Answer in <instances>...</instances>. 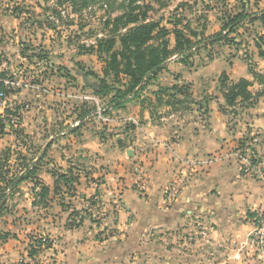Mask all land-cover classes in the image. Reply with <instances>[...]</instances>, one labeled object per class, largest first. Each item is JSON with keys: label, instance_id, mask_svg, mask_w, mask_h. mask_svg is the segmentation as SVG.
<instances>
[{"label": "crops", "instance_id": "0c3cea01", "mask_svg": "<svg viewBox=\"0 0 264 264\" xmlns=\"http://www.w3.org/2000/svg\"><path fill=\"white\" fill-rule=\"evenodd\" d=\"M8 12L6 15L0 13V60L13 56L33 64L34 58L50 59L52 52L31 50L36 41L41 42L37 34H31L34 24H27L26 28L21 25L16 30L20 18ZM61 41L64 50L71 51L69 41L63 38ZM48 42L45 39L41 43ZM22 50H26L25 54ZM84 55L95 54L78 49L69 57L82 61ZM172 62L158 72L156 79L168 78L165 71L173 70ZM69 66L76 70L73 63ZM60 68L58 66L56 71ZM231 71L227 72L229 77L250 81L246 72L235 74V70ZM179 73L178 78H187L184 71ZM205 75H209L207 70ZM38 76V83L44 87L53 80L67 81L64 76L51 72L50 76L46 72ZM71 85L67 84V89H72ZM158 85L164 84L158 82ZM156 89L157 84L151 91ZM145 97L128 101L122 109H110L106 105L109 112L103 114H114L107 115L106 131L98 130L95 111L77 117L79 111L74 122L55 132V137H51L52 134L45 137L40 150V153L45 151V156L37 165V176L49 187L46 203L33 204L34 194L27 181L19 186L23 188L24 185L26 192L18 190L10 202L17 203L16 209H27L23 216L28 223L25 233L33 230L37 236L50 238L51 244L30 258L31 237L9 230V226L4 230L16 232L17 236L11 234L0 243V264H17L21 256L32 264H136L146 258L142 252L148 251L149 244H143L141 239L150 227L159 232L167 230L165 253L162 250L150 253L156 254V258L152 257L154 264H257L248 239L256 212L264 208V178L242 169L235 143L243 135L254 136L253 140L264 137V132H226V115L218 111L216 98L208 105V117L204 115L201 121L196 116L187 122L170 119L173 113L169 117L158 116L161 111L157 112L156 107L162 105V100ZM194 113L198 112L194 110ZM30 121L29 114L24 112L16 127L1 124L5 132H13V137L20 139L19 136L26 138ZM130 123L137 126L131 129ZM172 125L179 126L172 128ZM260 128L263 130L264 124ZM16 132L22 134L16 135ZM98 132L112 133L100 135ZM66 142L68 147L64 146ZM21 143L18 149L26 153V140ZM259 147L264 152V144ZM181 165L186 167L182 172L183 187L178 195L166 197L176 166ZM52 167L71 169L72 175L77 177L71 190L60 184L54 192ZM140 177L147 179L143 191L136 188ZM96 194L101 196L98 205L91 202ZM118 199L121 208L113 220L110 212ZM73 211H79L83 218L76 226H69ZM100 211L105 212L103 224L90 216Z\"/></svg>", "mask_w": 264, "mask_h": 264}, {"label": "rangeland", "instance_id": "374dc122", "mask_svg": "<svg viewBox=\"0 0 264 264\" xmlns=\"http://www.w3.org/2000/svg\"><path fill=\"white\" fill-rule=\"evenodd\" d=\"M67 3L59 4L56 0H0V13L6 15L9 11L10 15L19 16L20 21L16 30L21 25L34 24V31H31V34H37L38 39L41 38V42L45 39L49 40L48 43L50 45L36 41L35 45H32L33 48L31 50L37 48L42 52H52L50 59L37 60L34 58L35 63L33 64L21 57L4 56L1 59L0 78H9L13 81L28 80L31 84L30 87L15 85V87L9 88L6 101L8 105L6 109L15 111L18 117L24 112L29 114L31 121L26 127V138L19 136L20 139H16L13 137V132H5L0 119V157H2L1 152L4 149L9 148V150L11 149L14 152L10 154L8 163L11 166L12 174H16L22 164L20 157L17 155L18 151H21L18 149L22 144L21 140H26V145L30 147V151L25 153L27 159L30 160L39 153L45 144V137L49 136V134H52L51 137H55V132L62 131L70 123L74 122V116L81 110V106L85 105V108L87 106L88 108L94 107V111L97 108L103 110L109 100L108 97H99L93 94L92 90L88 86H85L87 85L86 82L97 81L96 78L88 76L86 80L83 75V73L89 71L100 73L103 66L102 61L95 55H84L82 61H75L69 56L74 51L76 52V50L80 49V46L87 47L92 42L95 43L98 38H108L110 35L109 30L112 26L109 24L105 27L104 22L125 11V0H88L85 5H82L81 0ZM73 3L75 4L74 6ZM137 3L139 5L142 4L141 8L147 9L148 20L158 21L160 26L168 28L169 33L166 39L170 46L174 45V35L171 31L175 27L174 23L176 22L180 23V27L188 25L191 30L197 33L202 30L203 36L201 35L199 38L206 40L203 43L197 44V48L193 49L188 56H185L183 63L175 56L170 57L165 63V67L172 61L174 62L171 65L173 66V70L165 71L166 75L169 74L168 78L160 76L161 79H155L153 82H150L149 86L139 93L140 96L138 98L135 97L130 100L137 101L143 99L145 96V98L151 100V96L155 100L161 98L162 105L156 107L158 108L157 112L161 111L158 116L169 117L173 113L174 115L170 118L172 120L180 119L188 122L198 116V120L202 121L205 119L203 110L198 109L197 105L186 103L171 107L164 103L166 94H156L154 93L155 91H151V88L156 84L158 85V82L163 83V86L167 87L174 84L187 85L189 93L198 100L203 97L217 99L216 107L218 111L226 115V119H224L226 120L224 122L226 132H264V129L260 128L264 124V61L258 55L259 49L256 45V40H260L258 39L259 36H264V29L261 27L259 21L251 22L246 18L239 23L235 28V33L229 35V37H225L226 30H223V25L228 16H234L239 12L247 15H252L253 13L260 14L264 10V0H139ZM50 16L60 18L59 23H55ZM38 25L42 27L40 29L36 28ZM12 30L14 32V29ZM121 32H123V29H118L114 34L117 36ZM185 34H188L187 28ZM219 34L221 36H218ZM62 38L67 39V42L69 41V45L72 46L71 51L64 50L65 45L61 41ZM211 38H215L216 40H211ZM194 40L197 41L198 37H195ZM118 47L119 45L116 44L115 48ZM70 62L76 66L75 71L70 69ZM213 62L215 65H213ZM58 66H61V68L56 71ZM231 69L235 70V74L246 72L249 75L251 85L248 89L252 93L253 102H255L252 106L247 103L237 104V114H232L230 110L223 113L219 109V105L224 102L222 96L224 90L237 81V79L235 80L227 74V72L232 73ZM205 70H207L209 75H205ZM250 70L256 73L257 77L252 75ZM179 71H184L188 79L178 78L181 76ZM42 72H46L48 76H50V72L53 75L64 76L67 81L60 83L58 80H53L47 87H44L38 83V75H41ZM223 76L226 79H223ZM123 79L124 77H122ZM221 81L224 83V88L220 86ZM67 84H72L70 86L72 89H67ZM57 92L58 94H56ZM1 109L4 110L3 108ZM194 110L198 113H194ZM209 112L210 109L208 114ZM107 115L113 116L114 114H106L105 116ZM41 118L44 119L41 121ZM41 122H45V124ZM130 124L131 129L137 126L135 123ZM254 124L259 125V127L256 128ZM98 126V130L104 129L106 131L108 128L101 120H99ZM109 126L110 129H113L112 125ZM178 126L172 125V128H177ZM109 133L112 132H98L100 135ZM253 138L254 136L251 135H243L236 139L235 146L236 151H238V159H241L240 156L243 158L249 156L253 164H262L264 166V152H262V149H259V146L264 144V137L254 140ZM64 146L68 147V143L66 142ZM185 168L184 165L176 166L171 186L165 193L166 197H170L169 194L178 185L179 179L185 180L182 173ZM242 169H244L243 165ZM22 187H19L18 190L26 192L24 185ZM182 187L183 182L179 185L175 196L178 195ZM136 188L139 191L145 189V187L140 188L138 186ZM5 191L6 193L9 192L8 190ZM12 196L11 194L8 195L10 199L7 200V209L0 213V227L4 230L11 226L9 230H15L18 234H26L25 236L28 238L36 237L37 235L33 233V230L25 233V226L28 223L27 218H23V216L26 214L27 209L21 210L20 207L16 209L17 203L10 202ZM11 210L14 212H11ZM102 213L100 211L93 216L90 214V216L95 222L103 224L104 215ZM11 234L17 236L16 232ZM166 235V229L159 232L154 227H150L144 232L141 242L149 244L147 245L149 252L147 250L142 252V255L146 256V258L143 262L140 261L141 263L138 262L136 264H154L155 261L152 257L156 258V254L150 255V253L151 251L156 253L158 250H162L165 253L168 248L165 242ZM158 244H161L162 247ZM20 261H25L23 256L16 263L19 264Z\"/></svg>", "mask_w": 264, "mask_h": 264}, {"label": "trees", "instance_id": "16d2710c", "mask_svg": "<svg viewBox=\"0 0 264 264\" xmlns=\"http://www.w3.org/2000/svg\"><path fill=\"white\" fill-rule=\"evenodd\" d=\"M57 3L76 2V0H56ZM88 0H81L82 5H85ZM137 2L139 0H125V11L115 16L111 20H106L104 26L111 24L112 28L109 30L108 38H98L94 44H90L87 47L80 46L81 51L93 53L103 63L100 73L89 71L83 73L85 79L88 76L96 78L97 81L86 82L92 93L99 97H108L107 106L110 109H122L125 104L132 98H138L140 92L149 86L150 82H153L157 78L158 72L165 67V63L170 57L175 56L183 63L185 56H188L193 49L197 48V44L203 43L206 39L199 38L203 36V31L199 33L191 30L187 25L180 27V23H174L175 27L171 31L174 35V45L170 46L166 39L169 33L168 28L160 26L158 21H150L147 18V9L141 8ZM75 4L73 3V6ZM248 21H259L261 27L264 29V10L259 13H253L247 15L243 12H239L234 16H228L223 30H226L225 37L235 33V28L239 23L246 19ZM50 27V26H49ZM51 28V27H50ZM188 30V34H185V30ZM118 29H123V32L117 36L114 34ZM218 36H221L219 34ZM198 37L195 41L194 38ZM216 40L211 38V40ZM260 40H256L258 46V55L264 61V36H259ZM118 44L119 47L115 48ZM26 50H22L21 53L25 54ZM181 59V60H180ZM252 75L257 77V74L250 70ZM122 77L124 79L122 80ZM263 77V76H262ZM223 79H226L223 76ZM220 86H225L222 81ZM251 82L245 78H239L237 81L229 85L223 92L224 99L223 104L219 105L220 111L226 113L230 110L232 114H237L236 105L247 103L252 106L253 102L252 93L248 89ZM0 90H5L2 83H0ZM156 94H166L165 104L169 106L184 105L186 103L195 104L198 109L203 110V115H208V102L212 100V97H203L200 100L194 98L189 93L188 86L174 84L172 86L157 85V89L154 92ZM161 99V98H160ZM253 99V100H252ZM80 114L77 117H82L85 114H89L94 111L95 108H85L81 106ZM88 108V109H87ZM109 112V109L104 107V113ZM2 125V124H1ZM20 135L22 132H16ZM30 151V147L27 146V152ZM0 157V213L7 209V200L9 194L13 195L19 189L22 182H29L30 188L34 194L33 204L44 205L46 198L49 194V187L46 186L40 178L37 176V165L44 158L45 151L37 153V155L28 160L25 153L21 151L17 153L20 157L21 167L16 174L11 173L9 158L10 154L14 153L9 148L4 149ZM37 159V160H36ZM36 160V161H35ZM51 175L54 177V192H56L63 184L67 190H71L72 183L77 180L76 176H73L71 169L62 170L60 168L52 167L50 170ZM10 175V176H9ZM5 190H8L9 194ZM92 203L96 201H91ZM79 211H73L70 214V220H68L69 226H76L82 220V215L78 216ZM11 236L9 231L2 230L0 228V243L6 241ZM38 241L35 237L30 239L28 244V256L33 258L42 248L38 247ZM40 242V241H39ZM48 246V245H47ZM19 264H32L30 262L21 261Z\"/></svg>", "mask_w": 264, "mask_h": 264}, {"label": "built area", "instance_id": "2783aa9c", "mask_svg": "<svg viewBox=\"0 0 264 264\" xmlns=\"http://www.w3.org/2000/svg\"><path fill=\"white\" fill-rule=\"evenodd\" d=\"M50 18L53 19L55 23H59L60 18H57V17L54 18L52 16H50ZM93 43L94 42H92L91 44ZM0 83L3 84L4 89H6L7 91L9 90V88L15 87V85H22L24 87L31 86L28 80L13 81L9 78H0ZM7 94L8 92L6 93L5 90H0V107L4 109L0 112L1 123H3L7 127H16L18 125L19 117L15 113V111L6 109V106L8 107L6 103ZM103 110L97 108L95 112L99 120L103 121L104 123H107L109 121V118L103 114ZM247 157L243 158L240 156L244 170L248 173L253 174L254 176H257L259 178H264V166L262 164L261 165L253 164L251 160L249 159V156ZM178 181H179L178 185L174 187L170 192L171 196H175V194L178 192L179 185L181 184V182H183L182 179H179ZM136 185L140 188L145 187L147 185V179L145 177H140L137 180ZM92 199L96 201L94 204L98 205L100 204L101 196L100 194H96L94 195ZM113 203L115 204V207L110 212V218L115 220L117 210L121 208V203L119 199L115 200ZM103 213L105 212L103 211ZM103 213L102 215H104ZM81 215L82 214L79 213L78 216L75 217V219L78 220V218ZM253 223H254V227H253V230L249 234L248 241H249L250 247L253 250V257L256 259L257 264H264V208L256 212L253 218ZM35 238L40 241V242L38 241V244H37L39 248H44L47 245L51 244L50 238H45V237H40V236H36Z\"/></svg>", "mask_w": 264, "mask_h": 264}, {"label": "water", "instance_id": "95a60500", "mask_svg": "<svg viewBox=\"0 0 264 264\" xmlns=\"http://www.w3.org/2000/svg\"><path fill=\"white\" fill-rule=\"evenodd\" d=\"M41 153H42V152H41ZM36 160H37V159H36ZM36 160H35V161H36Z\"/></svg>", "mask_w": 264, "mask_h": 264}]
</instances>
